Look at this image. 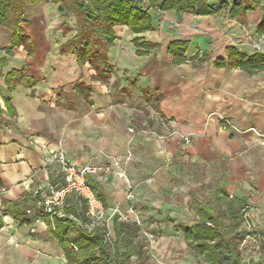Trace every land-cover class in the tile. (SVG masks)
I'll list each match as a JSON object with an SVG mask.
<instances>
[{"label": "crops", "instance_id": "0c3cea01", "mask_svg": "<svg viewBox=\"0 0 264 264\" xmlns=\"http://www.w3.org/2000/svg\"><path fill=\"white\" fill-rule=\"evenodd\" d=\"M258 1L243 21L225 10H155L152 30L117 26L107 51L113 70L104 81L94 78L88 61L60 51L77 26L53 2L32 6L21 25L33 41L32 54L24 45L8 52L13 30L0 25V264H68L63 244L35 216L48 186L63 181L57 165L44 166L59 149L77 166L110 165L89 176L97 196L109 207L131 203L141 210L174 264H194L185 230L211 205L200 196L243 200L244 227L264 233V68L248 71L228 62L230 48L264 54V32L257 31L264 0ZM66 19L73 30L64 35ZM136 38L157 46L147 50ZM175 40L187 41L181 62L169 49ZM24 67L26 75L10 87L7 74ZM118 170L133 185L130 202ZM66 211L76 224L70 239L90 233L80 196H68ZM259 243L257 259H264V238ZM176 244L185 250L180 256ZM258 263L264 261L249 264Z\"/></svg>", "mask_w": 264, "mask_h": 264}, {"label": "trees", "instance_id": "16d2710c", "mask_svg": "<svg viewBox=\"0 0 264 264\" xmlns=\"http://www.w3.org/2000/svg\"><path fill=\"white\" fill-rule=\"evenodd\" d=\"M44 0H0V25L13 30L10 34L11 45L7 51L11 52L16 45H24L29 54L33 53V41L24 34L22 24L27 22L28 8ZM58 5L62 17L73 16L76 20V33L60 46L62 53H76L78 60L89 62L94 69V78L106 80L113 70L108 63L107 51L117 35V26H127L135 33H141L154 28V20L150 10L193 12L196 14H212L225 10L232 18L243 21L248 11L259 6L258 0H143L147 7L139 5L135 0H46ZM60 27L67 35L73 28L64 20ZM257 31L264 32V16L257 25ZM138 46L147 50L157 46L153 42H140ZM187 41L175 40L170 44V51L176 62L185 60L184 51ZM229 65L238 66L248 71L264 68V54L246 55L233 48L229 49ZM140 54L146 51L139 50ZM203 56L202 58H206ZM26 75V67L12 70L7 74L10 87ZM83 92L90 93L88 86H82ZM226 204L224 210L230 223H226L225 215L214 211L210 205L199 211L200 222L186 227L188 244L194 248L202 264H241V250L239 244L247 234L239 229V220L244 215L243 200L221 196ZM67 212V211H66ZM43 219L48 223L50 233L63 244L68 264H128L131 256L141 255V226L132 220L113 218L115 238L107 239V228L96 225L90 233L82 234L74 239L68 237L69 231L76 228V224L66 217L54 218L47 215ZM89 219V218H88ZM72 244L77 250L72 249ZM264 246V244H263ZM262 246V247H263ZM112 248V251L110 250ZM259 264V263H258Z\"/></svg>", "mask_w": 264, "mask_h": 264}, {"label": "built area", "instance_id": "2783aa9c", "mask_svg": "<svg viewBox=\"0 0 264 264\" xmlns=\"http://www.w3.org/2000/svg\"><path fill=\"white\" fill-rule=\"evenodd\" d=\"M262 143L264 144V137ZM114 164L117 165L118 163L115 162ZM53 165L58 166L63 181L57 185H49L48 192L38 200L35 210V216L38 220H43V215H47L52 220L56 217H66L67 198L74 193L80 196L86 204V214L89 218V223L86 226L89 230H92L98 224L105 226L107 228V239L111 237V222L115 217L119 220H132L141 225V219L133 205L130 204L126 211H122L120 205L108 207L97 196L94 188L89 183V176L110 171L112 169L110 165L91 162L77 166L68 158L63 149L54 151L45 157L44 166L46 169L50 170ZM117 174L126 179V199L130 202L134 198L133 185L125 171L118 170ZM248 231L254 243H259L260 239L264 238V233L252 232L250 225H248ZM71 247L73 250H77L75 245L72 244Z\"/></svg>", "mask_w": 264, "mask_h": 264}, {"label": "rangeland", "instance_id": "374dc122", "mask_svg": "<svg viewBox=\"0 0 264 264\" xmlns=\"http://www.w3.org/2000/svg\"><path fill=\"white\" fill-rule=\"evenodd\" d=\"M44 1L46 2V0H44ZM135 1L139 5L143 6L144 8L147 7L146 2H144L143 0H135ZM37 4L31 5L28 8V10L30 8H32V6L37 5ZM38 9L39 8L35 9V11L37 12ZM150 11L153 13L155 12V10L154 11L150 10ZM27 13L30 15V12L27 11ZM69 20H71V22L74 24L73 16H71L69 18ZM205 193H207V190ZM200 199L202 201L204 200V202H205V200H208L210 202V204L214 207V211L223 213L225 215L226 223H230V218H229L228 214L224 211L226 209V204L224 202H219L217 200H214V198L212 196H209V198L206 199V198H204V195H203V196H200ZM110 207H112V206H110ZM133 207L135 208V211L137 212V214L139 215V217L141 219V225H140L141 226V231H140L141 243L140 244L143 245V247H142L143 249L141 251V255L138 258L133 257L129 264H174V262L176 261V258H173V260L169 259L167 254L164 253V250L162 248L165 246H164V244L162 245L160 242H158V239L156 238V233H155L156 230L147 224L148 220L145 219V217L143 216V214H142L143 212L141 210H138L136 206L133 205ZM121 209H122V211H126L127 208L121 207ZM239 229L243 230L246 233H249L248 229L246 227H244V225L242 223V219L239 220ZM249 237H250V234H247L245 239L239 244V247H240V250H241L242 256H243V262L245 264H248L249 262H252L253 260L263 262L264 261L263 257L261 259H257V257L260 256V254H261L258 252L260 250L259 249L260 243L250 242L248 239ZM112 239H113V237L111 236L110 240H112ZM179 245L182 246V244H179ZM179 245L176 244L175 248H179V250H180L179 256H180L181 252H184L185 250L181 246L178 247ZM185 249L191 254L192 261L194 262V264H201L199 257L196 256L195 251L193 249H191V247L187 246V247H185ZM110 250L112 251V248H110ZM175 256H178V255H175ZM252 256H254V257L252 258ZM255 257H256V259H255ZM262 264H264V263H262Z\"/></svg>", "mask_w": 264, "mask_h": 264}]
</instances>
